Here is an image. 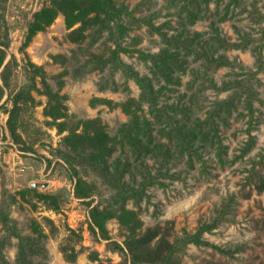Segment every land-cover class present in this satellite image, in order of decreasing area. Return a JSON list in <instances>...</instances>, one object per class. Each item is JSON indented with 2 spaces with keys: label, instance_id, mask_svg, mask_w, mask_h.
Listing matches in <instances>:
<instances>
[{
  "label": "rangeland",
  "instance_id": "rangeland-1",
  "mask_svg": "<svg viewBox=\"0 0 264 264\" xmlns=\"http://www.w3.org/2000/svg\"><path fill=\"white\" fill-rule=\"evenodd\" d=\"M109 1L33 31L52 0H0V264H130L113 242L204 225L172 264H264V0Z\"/></svg>",
  "mask_w": 264,
  "mask_h": 264
},
{
  "label": "trees",
  "instance_id": "trees-1",
  "mask_svg": "<svg viewBox=\"0 0 264 264\" xmlns=\"http://www.w3.org/2000/svg\"><path fill=\"white\" fill-rule=\"evenodd\" d=\"M90 1L89 7H84L85 0H52V6L43 9L37 14L36 22L33 26L34 30H41L48 25L59 13L63 14L68 23L73 24L79 16H86L88 13L102 12L107 18L111 20L122 19V11L113 6L109 0H86ZM73 34L75 32H72ZM6 51L0 48V65L6 59ZM260 56L262 54L260 53ZM139 85L143 90V95L147 97V101H151V90L146 88L142 81L138 80ZM1 89V87H0ZM153 100V98H152ZM151 105H155L150 102ZM106 137V136H105ZM104 137V138H105ZM136 140V139H135ZM134 151L140 147V142L136 141L132 144ZM260 190L264 189V176L260 177ZM128 194V192H126ZM74 195L77 199H85L88 197L86 193L76 186ZM131 213V212H129ZM91 219V229L95 231L97 228L101 237L109 240L110 237L105 228L106 220L113 217V213H108L105 209L100 210L94 206L89 212ZM214 226L204 225L200 227L194 234H187L183 240H169V232H161L159 228L147 229L144 234L139 237H132L125 241L123 245L113 242L119 251L125 254L126 259L130 264H172L178 250L185 244L193 243L196 245L207 244L201 237L204 232L210 231Z\"/></svg>",
  "mask_w": 264,
  "mask_h": 264
}]
</instances>
